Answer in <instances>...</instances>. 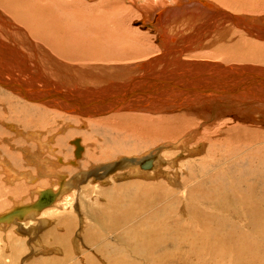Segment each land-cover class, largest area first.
<instances>
[{"label": "bare ground", "instance_id": "6f19581e", "mask_svg": "<svg viewBox=\"0 0 264 264\" xmlns=\"http://www.w3.org/2000/svg\"><path fill=\"white\" fill-rule=\"evenodd\" d=\"M6 11L9 13L7 14ZM2 12L8 15L5 16L4 20L1 15ZM20 17L33 20L32 23L36 26L32 28H37L39 33L47 32L46 35H51L49 43L48 41L46 43L50 44L49 47L52 48H64L65 52H68V56L64 57L66 59L74 60L77 51L85 54L101 53L99 56H96V54V57H92V60H98L99 62V60L104 59L105 62L110 61L113 63L115 61L116 63L132 60H136L135 62L144 61L150 55L157 53H159V56L156 55L157 57L148 62L149 64L132 65L126 67L127 70L124 68V73L126 72L124 76L134 74L133 71L136 70L145 74L142 75V78L138 76L141 79H129L128 85H122L121 82L119 85L117 81L116 84L113 82L114 79L121 78L123 75V73L118 75L119 72L116 71L115 66V68L109 69L112 71L109 73L102 68V70L95 69L87 77V80L74 78L67 85L68 88L72 86L73 90L68 89L70 92H66V90L60 93L56 89L54 93L47 90L40 92L35 87L9 80L13 73L22 76L25 80L36 78V69H34L35 71L28 69L29 66L32 67L31 65L36 66L38 55L36 43L27 45L26 48V41L21 39L18 44L11 42L13 46L8 47L2 44V40H5V38L1 35L0 58L2 57L1 59L4 60L0 62V73L6 77L4 76V79L0 76V87L17 95L20 99L33 103H31L32 107H25L26 104L25 106L20 105L15 99H11L13 103L9 100L3 103L8 107V111L4 109L8 112V115L6 118L3 114L2 121L8 122L9 130H11L9 133L20 135L21 130L19 128L21 126L33 127L40 119L38 118L36 121V117H28L24 123L19 119V116L15 115V112L19 111L15 108L19 107L21 109L29 108L30 111L39 110L37 112L38 116L42 115L44 111L49 112L50 109L59 111L61 109L67 113L71 112L73 115L93 116L94 119L91 117L92 120H88L89 124H94L96 127L105 126L108 131L127 137L133 138L135 135H141L142 137L146 134L152 147L155 144L156 148L154 149L156 150L151 149L149 151L152 152L151 155L147 153L148 155L144 157L132 159L131 164H126L127 168L131 167L127 171L128 175H142L141 168L143 165L150 164V170L159 168V172H164L163 169H166L163 168L164 163H167L168 167H175L178 162L176 161L177 155L173 152H161L160 156L157 157L158 148L167 144L176 149L178 143L183 144L185 151L192 152L191 150H193L197 157L195 156L196 158H192V160L185 163L184 168L187 169V172H185V179H182L180 183L179 192L170 195V201L165 200L159 204H155L153 199L154 196L158 197V194L151 195L148 201L150 204L147 202L150 208L148 217H142L136 224L125 228H121V226L127 222L129 216L126 219L121 218L123 212L118 211L120 207L116 206L117 223H114L111 219L113 224H109L107 228L112 231L121 228L119 233L121 230L124 232L133 231V239L136 241L132 239V247H128L126 251L132 255L134 254V256L141 257L143 255L141 258L144 260L151 259V264H158L157 262L152 263V259L168 257L170 253L168 249L171 250V253H174L173 259L175 254H185L182 264H222L226 260L225 256L228 251L233 252L235 259L231 256L234 260L230 258L225 264H236V261H238L237 263L247 264L250 259L260 264L263 263L264 0H0V25L4 24L3 29L8 27L10 31L16 32L18 23L12 22L15 20L21 23ZM131 17L140 20V23L146 27L141 34L137 29L133 30L130 27L129 20ZM22 28L25 29V27ZM46 35L45 37H47ZM10 38H12L11 35ZM9 39L7 38L6 42ZM120 41L127 42L130 46L134 44V47L136 46L134 53L126 54L124 58L123 55H118L114 50L117 48V42ZM152 41L154 44L148 46L149 42ZM20 45H23L24 52L28 51L30 55L21 53L18 50ZM193 49L200 55L195 56V54H192ZM47 50V52H51L49 49ZM2 51H5L6 57L2 55ZM47 52L41 51L40 53L45 56L46 61L49 59L48 64L43 66L46 61L42 58L44 59L43 64L40 66L37 63L36 68L40 66L39 69H42L48 77H51L50 72H55V64L52 61L55 55L52 53L47 54ZM189 52L192 53L189 54ZM62 55L59 56L63 57ZM24 59L25 61L27 59L33 60V62L26 65V67L22 63L20 65L23 67L16 65V63H20L18 61ZM219 59L221 61L219 63L223 65L215 64ZM98 62L95 63L98 64ZM118 64L117 67H119ZM242 64H249L250 66H240ZM157 68L160 70H157ZM70 69L72 70V68ZM84 69L86 68L82 70ZM84 71L88 73L89 70ZM78 72L80 73V71ZM85 75L87 76V74ZM92 79L97 84H102V86L96 85L91 81ZM122 79L124 77L120 80ZM87 81H91V84L94 83L98 91H90V89H87V85L85 87L81 85ZM32 82L29 81L30 85H33ZM77 84L81 86L80 90L83 87V91L74 92L75 87H78ZM85 89L88 91L84 92ZM113 90H116V96H112ZM14 103L15 108L12 107ZM105 105L109 107L105 108ZM183 111L184 113H182ZM142 113H145V115L140 116ZM158 113L164 115L157 116ZM78 120L81 119L78 118ZM82 120L84 121V119ZM16 122L19 125L15 124ZM72 123H74V120ZM40 124L42 125V123ZM79 125L81 124L79 123ZM47 128L45 130L52 129L51 126ZM62 128L66 127H61V130ZM43 133L45 134L44 129ZM7 135L10 134L7 132ZM183 136L187 137L185 143L184 140L181 142ZM27 137L32 141L34 140L41 149L45 148L47 146L46 142L49 141H42L36 132L27 134ZM188 140L193 142L191 150L186 145ZM158 141L163 142L159 143ZM72 145L75 148H73L75 154L78 156L81 152V145L77 139L72 141ZM31 146H35V144ZM56 147L58 148V146ZM41 151L38 152L41 154ZM25 152L28 153L29 151L24 150ZM124 152L126 154L128 151ZM15 155L17 156V153ZM37 155L36 153L27 155L32 159V161L31 159L29 161L34 164L35 173L31 169V171L18 170V166H15L12 159L6 157L0 159L4 162L5 168L0 166V169L2 168L5 173L4 176L1 175L5 183L18 184L17 182L29 180L30 185H34L32 187L33 191H31H35L36 194L32 204L28 203L24 206L15 202L11 205L10 211H6L0 216V226L5 220L12 219L9 212L13 213L18 210L22 217L26 213L30 217L42 215L38 219L40 220L53 214L52 210L54 209L51 208L52 206H55L56 210L57 208L66 210L72 199H74L71 195L72 193L75 194L72 191V186L76 184L67 179V176L65 177L61 170H58L61 162L59 157H55L56 160L52 161ZM182 162L184 161L182 160ZM112 164L113 167L115 164ZM115 167L117 166L115 165L113 169ZM106 168L107 171L111 169L109 164ZM150 170L143 174L148 175ZM44 176L49 179L50 183H56L59 187L51 188L56 197L50 206L35 211L33 209L34 203L43 191L48 190V188L36 185V181H39V179L41 181ZM0 180L3 179L0 178ZM2 184L0 187L5 185ZM189 184L196 186L190 189ZM69 189L70 192L72 191L71 193H69ZM189 189L194 195H197L198 200L206 206L205 208L195 206V199H192V206L190 207ZM94 203L96 205V202ZM29 204L31 205L28 206ZM155 205L157 206L155 207ZM108 207L112 209L110 205ZM107 213L111 214V212L103 209L99 215L101 218L110 216ZM125 213L127 214V212ZM156 215L157 220H154ZM227 215H233L238 221H231ZM98 220L95 218L94 223L97 224ZM148 221H150V227L146 232L148 239L144 241L146 237L142 230L144 224ZM61 228L63 229V227ZM90 230L87 226L84 227V240L92 244L95 249L94 254L100 252L102 256L105 255L111 250L107 246L109 241L106 244L102 239L104 236L100 235H97L100 236V240L99 237H91L92 234L88 233ZM55 233L43 234V239L41 238L42 240L40 239L39 243L44 242L43 247H46V249H49L48 244L54 247L55 243L60 242L59 238L63 237H59ZM152 233H154L153 236ZM64 239L61 243L64 242ZM253 239H259V241L255 243ZM35 243L38 242L35 240ZM75 249L74 252L71 250L75 254L73 264H84L83 255L80 256L81 250L79 252L78 247ZM120 249L123 248L120 247ZM154 249L156 251L153 252ZM111 252H113V249ZM111 252L109 253L111 254ZM77 253L79 256H77ZM159 253L161 255L158 256ZM113 258L115 257H112L110 264L123 263L120 259L114 260ZM178 259L176 264H178ZM215 260H217V263H215ZM166 261L168 262V260ZM173 261L175 262V259ZM162 262L164 261L162 260ZM58 263L63 262L58 261ZM91 263L94 264V262ZM250 263L252 264V262ZM86 264L89 263L86 262Z\"/></svg>", "mask_w": 264, "mask_h": 264}, {"label": "rangeland", "instance_id": "374dc122", "mask_svg": "<svg viewBox=\"0 0 264 264\" xmlns=\"http://www.w3.org/2000/svg\"><path fill=\"white\" fill-rule=\"evenodd\" d=\"M6 13L8 14L9 12L6 11ZM1 15H2L3 20H4L5 16H6L5 13L2 12ZM256 17H259V16H256ZM19 19H20V22L23 24L16 22L15 20H13L14 22H12V23H16V24L18 23L19 24V25L17 24L18 30H16V32L10 31L8 29V27L3 29L4 24L0 25V36L2 35L5 38V40H2V44H5L6 46L11 47V46H13V43H11V42H16L18 44V42H21V39H24L27 43L26 44V48H27V45L36 43L35 44L36 45V52L38 51V55H37V59H36V66L31 65L32 67L30 68V66H29V68H28V69H31V71L36 69V78L35 77H34L35 79H29L28 78L29 80L28 79L25 80L22 76H20L18 74H14V73L11 75L10 78L9 77L8 78H9V80H11L15 83H20L22 85L30 86L33 88L35 87L36 90H38L40 92H43L44 90L53 91V93L56 90H58V92H60V93H63V91L65 92L66 90H67L66 92H70L68 89L73 90L72 86H71V88L70 87L68 88L67 85H69V83L72 82L74 80V78H77L79 80H87V77H89V75L91 74V72L93 70L104 69V70L108 71V73H109V72H112L109 69H112V67L115 68V66H116L115 69H117L116 71L119 72L118 75L119 74L121 75L123 73L121 78L124 77V79H122V80H120L121 78L114 79L113 82L116 84V81H117L118 82L117 84H119V85L121 83H122V85H128L129 79H131V80L132 79H134V80L135 79L136 80L141 79L142 75H145V74H142V72H138L136 70V71H133L134 74H130V75L127 74V76H124V74L126 73V72L124 73V68L127 70L126 67H129L132 65L137 66L139 64H147L148 62L152 61L157 56H159L158 55L159 53L152 54L148 57V59L146 58L147 60L144 59V61H137L138 63L135 62L136 60H132L133 62L132 61H128V62L124 61V62H117V63L115 61L113 63L110 61L105 62L104 59H102L103 62L101 60H99V62H98V60H95V61L92 60V57L99 56V55H101V53H99V54L98 53H95V54L86 53L85 54L84 52H81V51L80 52L77 51L76 53L73 51L75 53L74 57H76V58H74V60H70L68 58L66 59L64 57L68 56V52H65L64 48L63 49L61 47L56 48V47H54L55 44L53 45L54 48L49 47V46H51L50 44L48 45L51 35H48V34L46 35L47 32H44V33L40 32L39 33L37 28H32V27L36 26L34 23H32L33 20L31 21L30 19L21 18V17ZM21 19H23V20H21ZM24 19L27 21V23ZM129 22L131 24L130 27L133 30L137 29L140 34L142 33L143 29L144 30L146 29V27L143 26L140 23V20H138V19H133L131 17ZM22 27H25V29ZM10 35L12 36V38H10L11 40L9 39ZM45 35L47 37H45ZM7 38L9 40L6 42ZM47 41H48V43H46ZM117 43H118L117 48L114 51L116 53H118V55H123V58H124V56H126V54H130V52L134 53V49H136V46L134 47V44L132 46H130L127 44V42H124V41H120ZM125 44H126V46H125ZM152 44H154L153 41L151 43L149 42L148 46H152ZM127 48H129V49H127ZM47 49H49L51 51L50 53L55 55V56H53L54 59L52 60V61H54V64H55V67H54L55 72L54 71L50 72V75L52 74L51 77H48V75H46L42 69H39L41 64H43L44 59L46 61V58H44L45 56L41 55L40 52L42 51V52L46 53L48 51ZM18 50L21 53H24L26 55H30V53L28 51L24 52L23 45L18 46ZM43 50H45V51H43ZM193 51H194V49H193ZM4 52L5 51H2V53H3L2 55L6 57ZM56 52H58V53H56ZM48 53L49 52H47V54ZM191 53L192 52H189V54H191ZM62 54H64V55H62ZM192 54H195V56L200 55L199 53H196L195 51ZM59 55H62L63 57H61ZM70 55H71V53H70ZM86 55H88V56H86ZM77 56H78V59H77ZM1 58H0V62H3L1 60H4V59H1ZM42 58H44V59H42ZM48 61H49V59L43 64V66L47 65ZM18 62H20V63H16L17 66L23 65L24 67H26V65L32 64L33 60L30 61L27 59L25 61V59H24V60H21ZM95 62L96 63L98 62V64H96ZM212 62H215V61H212ZM219 62H221L220 59L215 64L223 65L222 63H219ZM21 63H22V65H20ZM37 63L40 65V66H38V68H36L38 65ZM117 64L119 67H117ZM67 65H68V67H67ZM90 65H92V66H90ZM251 65H253V64H251ZM146 66H148V65H146ZM240 66L248 67L250 65L249 64L248 65L242 64ZM90 67H92V68H90ZM261 67H263V66H261ZM70 68H72V70ZM83 68H86L84 70L88 69L89 70L88 73H86L87 71L82 70ZM161 68L162 67L160 66V69ZM160 69L157 68V70H160ZM78 71H80V73ZM120 71H121V73H120ZM100 72H102V71H100ZM82 73L87 74V76L86 75L84 76V74H82ZM42 75H44V76H42ZM0 76L2 78H4L5 75L0 73ZM78 76H79V78H78ZM103 76H106V75H103ZM138 76H140L141 78ZM44 77H46V78H44ZM126 78H128V79H126ZM57 79H59V80H57ZM29 81H33L32 82L33 85L32 84L30 85ZM91 81H93V79ZM91 81H89V82L87 81L85 84H81V85L83 87H85V85H87V89H90V91H94V92L96 91L97 92L98 88H96L97 87L96 85L102 86V84H97L96 82H94L95 81L94 80L93 82L96 84V85H94V83H92V84L90 83ZM88 85L89 86L91 85V86L89 87ZM80 87H81L80 85H78V87L76 86L74 92L75 91L76 92L83 91L82 90L83 87L81 88V90H80ZM85 91H88V90L85 89L84 92ZM112 92H113L112 96L117 95L116 90H113ZM11 99H13V100L15 99L20 105L23 104V106H25V104H26L25 107H32V104H33L32 102L26 101L24 99H20L17 95H15V94L11 93L10 91L0 87V148H2V150H0V155H1L0 159L2 157L12 159L15 166L16 167L18 166L17 167L18 170H22V171L26 170L27 171V170L31 169L33 171V173H35L36 170L34 168V164H32V162L29 161V159H31V157H28L27 156L28 154L31 155V153H36V155L37 154L39 155V156L37 155L38 157H41V158L45 157L48 160L50 159L52 161L56 160V158L58 156L59 159L61 160V162L59 163L58 170L59 171L61 170L63 175H65V177L67 176L66 178L71 180L72 183L75 182L74 184H76V185L72 186V191H74L75 194H73V193L71 194L74 199H72V202L69 205L70 207L68 206V209L65 208L66 210H64V209L60 210L57 208V210H56L55 206L54 207L52 206L51 208L54 209V210H52L53 214H51L49 217H44V218L40 219L41 221L38 219L40 217H42V215L36 216V217H34V216L30 217L26 213V215L23 217L21 216V218H19V216L15 215V216L10 217L12 219H10L8 221L5 220V222H2V225L0 226L1 227L0 228V264H59L58 261L63 262V263L65 262L64 264H73V261L75 260V254L72 253V251L74 252V249L75 248L77 249V247L79 249V252L81 250L80 256L83 255L82 257L84 258V264H86V262H88L89 264H92L91 262H94V264H102V263H104V264L109 263L110 264V261H112V257H115V258H113L114 260L120 259V261L123 262L122 264H124V263H127V264H131V263L132 264H151V259L147 258L146 260H144L143 258H141L143 255L141 257L138 255L134 256V254L132 255L131 253L126 251L128 247H132L133 240L136 241L135 239H133L134 238L133 237V235H134L133 231H130L131 232L130 233L129 230H128V232H124L123 230H121V232L119 233V230L122 227L125 228L129 225L132 226V225L136 224L137 222H139L142 219V217L143 218L148 217V215H149L148 211L150 210V208L148 207L150 203L148 201L150 200L151 195L153 196V194H155V195L158 194V197L154 196L153 199L155 200V204H159L165 200L170 201V195H172L173 193L179 192L180 183H181L182 179H185L184 178L185 172H187V169L184 168L185 163H187L189 160H192V158L197 157V155H195L194 151L191 150L193 148L192 147L193 142L189 141V140H188V143L186 142V145L188 146L187 148L190 149L192 152L185 151V149L183 147L184 145L179 144V143L177 145L178 149L177 148L174 149L172 146H168L167 144L164 146H160L159 148L157 147L158 148L157 157L160 156L161 152L162 153L163 152L164 153L165 152H167V153L173 152L177 155L176 161H178V162L175 164V167L174 166L168 167L167 163H164L163 168H166V169H163L164 172H159L158 171L159 168L157 170H154V169L150 170V169H142L141 168V170L143 171L142 175H140V174L128 175L127 171L131 167L127 168L126 166L128 164H131L132 159L137 158V157H144L145 155H148V154L151 155L152 152H149V151H151V149L153 150L154 148H156L155 144L152 147V144L150 143L151 141H149V138L147 139L146 134L142 135V137H141V135L140 136L135 135V136H133V138L123 136V135H118V134L113 133L112 131H108V129L105 126L96 127L94 124H89L88 120H90V119L92 120L91 117H93V116H80V115H76V114L73 115V113L70 112L71 113L70 114L69 112L68 113L64 112L61 109H60V111L57 109H55V110H51V109L49 110L48 109L50 113L44 111L43 112L44 115H43V113H42V115L45 117H43L42 115L38 116L37 112H39V110L38 111H30L29 108H24V107H23L24 109H21L19 107L15 108L16 106L14 103V106H12V107L19 110L18 112H15V115L19 116V119L21 121H23L24 123L26 122L28 117L29 118L30 117H36V121L38 118H40V119H38L39 121L36 122V125L34 124L35 127L23 125V126H21L22 128L21 127L19 128L21 130V133H20L21 136L15 135L14 133H9V132H11V130H9L8 122L2 121L3 114L6 116V118L8 115V112L5 111V110L8 111V107L6 106V104H3V103L7 102V100L12 101ZM12 103H13V101H12ZM106 106L107 105H105L104 107L105 108L109 107V106H107V107ZM101 107H103V106H101ZM56 110H57V112H56ZM19 112H20V114H19ZM60 112L64 113V114H61ZM157 112H159V111H157ZM23 113H25L26 115L25 114L23 115ZM28 113H29V115H28ZM182 113H184V111ZM143 115H145V113H142L140 116H143ZM159 115H164V114L158 113L157 116H159ZM226 117L228 118L229 116H226ZM78 118H80L81 120H78ZM82 119H84V121ZM93 119H94V117H93ZM42 120H44V121H42ZM73 120H74V123H72ZM40 123H42V125ZM79 123L81 125L78 126ZM15 124H18V122H16ZM68 125H70V126H68ZM49 126H51L52 129L51 130H45V128L48 129L47 127H49ZM63 126H65L66 128H62V130H61V127H63ZM27 127H29V128H27ZM43 129H44L45 134L43 133ZM59 130H61V131H59ZM7 132L10 135H7ZM35 132L39 134V137L42 141L49 140L48 141L49 143L46 142L47 146L45 148H43V149L39 148L38 144H36L34 140L32 141L31 139H29V137H27V134H34ZM49 132H51V133L49 134ZM45 135H46V137H45ZM1 137H3V138H1ZM180 137H182V136H180ZM74 139H77L78 143L81 145V150H80L81 152H79L78 156H76L75 150H74L75 148L72 145V141ZM183 140L185 143V141H187V137L183 136L181 142ZM12 142H13V144H12ZM52 142H53V144H52ZM158 142L162 143L163 141H158ZM1 143L3 146L1 145ZM6 144L7 145L9 144V145L7 146ZM33 144H35V146H31ZM54 144H56V145H54ZM49 145H51V146H49ZM55 146H58V148L57 147L55 148ZM19 147H20V149H19ZM24 150L25 151L28 150L29 152L24 153ZM35 150H37V151H35ZM40 150H42L41 151L42 155L40 154V152H38ZM155 150L156 149H154L153 151H155ZM124 151H128V152H126V154H125ZM16 153H17V156L15 155ZM33 156H32V158H33ZM51 156H53V157H51ZM23 157H25V158H23ZM182 160L184 162H182ZM31 161H32V159H31ZM63 161H65V162H63ZM112 162H113V164H115L117 166L114 169H113V167L115 165L112 167L111 166ZM108 164L112 170L109 169V171H107L106 167ZM104 165H106V166H104ZM0 166L2 168H5L4 162L2 160H0ZM27 167H29V168H27ZM2 168L0 169V178H2L3 180H0V183L1 184L3 183L5 185L2 184L3 186L0 187V214H1L0 216H2L6 211H10L9 208H11V205L15 204V202H18L19 204L24 205V206H25V204H28V203L32 204L34 199H35V195H36L35 191L32 192L33 191L32 187L34 185H30L31 183L29 180L24 181L25 184H24V182H17L18 184H16V183H14V184L5 183L4 178H3L5 173L3 172ZM147 170H150V171H148V175L143 174L144 172H147ZM152 174H153V176H152ZM1 175H3V176H1ZM117 175H120V176H117ZM77 177H79V178H77ZM41 179H42L41 181H40V179H39V181L38 180L36 181V185H39L42 188L45 187L48 189L49 188L54 189V188L59 187L58 185H56V183H50L49 179L46 176L42 177ZM186 186H187V184H186ZM189 186H191L190 189H192L196 185L189 184ZM74 188H75V190H73ZM190 189L188 190L189 191L188 195H189V199H190V207L192 206V199H195L196 200L195 206L205 208L206 206L198 200L197 195H194V193ZM173 190H175V191H173ZM71 192L69 189V193H71ZM82 198H84V200H82ZM94 202H96V205ZM147 202L149 203L148 205H147ZM31 204H29L28 206H30ZM75 205H76V207H75ZM108 205L111 206L113 211H112V209H110L108 207ZM116 206L120 207V210H118V211L123 212L121 214V218L126 219L128 216L129 217L127 218V222L124 223L121 226V228H119V230L115 229L112 231V230L108 229L107 227L109 224H113L112 220L114 221V223H117V214L115 212V208H117ZM156 206L157 205H155V207ZM102 208L108 212H111V214L107 213L110 216H106V217L101 218L99 213H100V211L103 210ZM97 209H98V211H97ZM140 210H141V212H140ZM125 212H127V214ZM171 216H173V215H171ZM227 217H228V219H230L233 222L238 221L236 218H234L233 215H227ZM95 218L99 219L97 224L94 223ZM50 219H52V220H50ZM46 220H47V222H46ZM109 220H111V221H109ZM154 220H157V215L154 216ZM98 224H99V226H98ZM95 225H97V226L95 227ZM85 226H87L89 229H91L90 232H88L89 234H92L91 237H94V238L99 237V240H100L101 239L100 236H104L102 239L105 241L106 244L109 241L107 246H109L111 248V250L113 249V252H111V250H110L109 252H111V254L109 252H107L103 256L100 252H99V254H94L95 249L93 248L92 244H90L84 240V227ZM61 227H63V229ZM149 227H150V221H148L144 224L145 230L144 229L142 230L143 233H145V237H146L144 239V241H146L148 239L146 232L148 231ZM48 229L52 230V231H49ZM97 230H98V232H97ZM48 232H51L52 234L55 233L56 235L58 234L59 237H62V236L63 237L59 238L60 242L55 243L54 247L49 246V244L47 243L49 249L48 248L46 249V247L45 248L43 247V245H45V243L44 242L39 243V242L43 239L44 235L48 234ZM126 233L127 234L129 233V234L125 235ZM107 234H109V235H107ZM153 234L154 233H152L151 235L153 236ZM160 234H162V232H160ZM97 235H100V236H97ZM131 235H132V238H131ZM64 236H65V239H64ZM63 239H64V242L61 243V241ZM66 239H67V241H66ZM35 240L38 243H35ZM253 241L256 243V241L258 242L259 239H253ZM18 243H21V244H18ZM115 243H116V245H115ZM58 245L60 248L58 247ZM74 245L77 247H75ZM64 247H67V248H64ZM120 247L123 249H120ZM54 249H57V250L54 251ZM114 249H115V251H114ZM117 249H119L120 251ZM116 250H117V252H116ZM168 250L171 253V250L170 249H168ZM57 251H59V252H57ZM65 251H67L68 253ZM152 251L154 252V251H156V249H154ZM170 253H169V256L166 258L152 259V263L157 262L158 264H164V262H165V264H176L177 259L181 258V259H178L179 260L178 264H182V261L185 257V254L184 255H176L175 254L176 258L174 257V259H175V262H174L173 261L174 260L173 259L174 253H171V255H170ZM115 254H117V255H115ZM227 254L229 255L228 257H227ZM227 254L225 256L226 260L223 261L222 264H225L227 261H229L228 259H230L231 256H233L235 259L233 252L228 251ZM159 255H161V253H159L158 256ZM77 256H79L78 253H77ZM177 256H178V258H177ZM262 256L264 257L263 252H262ZM125 257H129V258H125ZM165 259L168 260V262ZM234 259L231 258V260H234ZM162 260L164 262H162ZM169 261H171V262H169ZM262 261H263V259H262ZM237 262L238 261H236L235 263L241 264L240 262L239 263H237ZM250 262H252V264H260L259 262L251 260V259H250ZM250 262L249 263L247 262V264H251ZM63 263H60V264H63ZM215 263H217V260H215ZM263 263H264V261H263ZM263 263H261V264H263ZM217 264H220V263H217ZM229 264H234V263H229Z\"/></svg>", "mask_w": 264, "mask_h": 264}, {"label": "water", "instance_id": "95a60500", "mask_svg": "<svg viewBox=\"0 0 264 264\" xmlns=\"http://www.w3.org/2000/svg\"><path fill=\"white\" fill-rule=\"evenodd\" d=\"M77 156V155H76ZM142 168L143 169H150V164L149 165H143L142 166ZM54 194L55 193H53L52 191H51V189H48V190H46V191H43L42 193H41V195L38 197V200L36 201V203H34L35 205L33 206V209L35 210V211H40V210H42V209H44V208H46V207H49L50 206V204L54 201V199H55V197H56V195L54 196ZM15 215H17V216H21V213H20V211H18V210H15L13 213L12 212H10L9 213V216L11 217V216H15ZM8 216V217H9Z\"/></svg>", "mask_w": 264, "mask_h": 264}, {"label": "crops", "instance_id": "0c3cea01", "mask_svg": "<svg viewBox=\"0 0 264 264\" xmlns=\"http://www.w3.org/2000/svg\"><path fill=\"white\" fill-rule=\"evenodd\" d=\"M14 174V173H13Z\"/></svg>", "mask_w": 264, "mask_h": 264}]
</instances>
